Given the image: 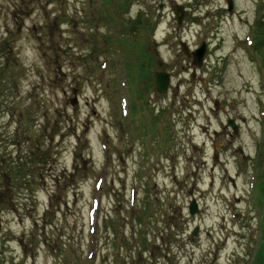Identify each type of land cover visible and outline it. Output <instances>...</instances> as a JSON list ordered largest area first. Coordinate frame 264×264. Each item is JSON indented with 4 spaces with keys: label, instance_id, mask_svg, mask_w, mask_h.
Returning a JSON list of instances; mask_svg holds the SVG:
<instances>
[{
    "label": "rangeland",
    "instance_id": "374dc122",
    "mask_svg": "<svg viewBox=\"0 0 264 264\" xmlns=\"http://www.w3.org/2000/svg\"><path fill=\"white\" fill-rule=\"evenodd\" d=\"M233 2L0 0V264L257 261L264 0Z\"/></svg>",
    "mask_w": 264,
    "mask_h": 264
},
{
    "label": "trees",
    "instance_id": "16d2710c",
    "mask_svg": "<svg viewBox=\"0 0 264 264\" xmlns=\"http://www.w3.org/2000/svg\"><path fill=\"white\" fill-rule=\"evenodd\" d=\"M264 11V9H263ZM254 33H255V38H254V44L251 49L253 50L254 53L256 54H260L261 57L264 60V12L262 15H260L257 20H256V24L254 26ZM262 60V59H261ZM43 155L46 154H41V156L38 157V159H41ZM35 156H38L37 154ZM262 178L260 180V184H259V189H260V194L263 197V219H262V227H263V234H262V243L260 245V250L257 254V261L254 262L253 264H264V167L262 168Z\"/></svg>",
    "mask_w": 264,
    "mask_h": 264
},
{
    "label": "water",
    "instance_id": "95a60500",
    "mask_svg": "<svg viewBox=\"0 0 264 264\" xmlns=\"http://www.w3.org/2000/svg\"><path fill=\"white\" fill-rule=\"evenodd\" d=\"M180 10H181L182 15L185 16L186 14L182 11V8ZM177 13H178V11H175V15H177ZM182 18L183 17L178 18V23H181ZM181 46L183 47L184 53L187 56H190L187 45L185 43H181ZM206 51H207V46H205V44H202L200 49L191 53V55L193 57V65L195 67L201 68V66L203 64V60L205 58L204 55H205ZM169 82H170V80H169V76L167 74H165V73L157 74L156 75V89H157V91H159L160 93H163V94L166 93L167 92L166 89H167ZM229 124L231 125L233 130L236 132L237 126H236L235 122L233 120H229ZM189 208H190V212L192 215H194L197 212L196 204L194 202L191 204V206Z\"/></svg>",
    "mask_w": 264,
    "mask_h": 264
},
{
    "label": "flooded vegetation",
    "instance_id": "af4514ba",
    "mask_svg": "<svg viewBox=\"0 0 264 264\" xmlns=\"http://www.w3.org/2000/svg\"><path fill=\"white\" fill-rule=\"evenodd\" d=\"M175 7H176V6L173 7V10H174ZM177 7H179V6H177Z\"/></svg>",
    "mask_w": 264,
    "mask_h": 264
}]
</instances>
